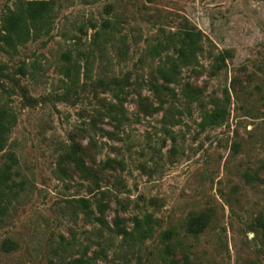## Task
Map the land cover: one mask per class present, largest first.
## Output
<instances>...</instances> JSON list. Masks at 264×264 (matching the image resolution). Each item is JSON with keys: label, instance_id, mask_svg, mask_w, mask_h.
<instances>
[{"label": "rangeland", "instance_id": "obj_1", "mask_svg": "<svg viewBox=\"0 0 264 264\" xmlns=\"http://www.w3.org/2000/svg\"><path fill=\"white\" fill-rule=\"evenodd\" d=\"M27 1L0 0V106L15 116L0 171L17 184L0 264H264V0H51L48 32L12 49L1 21ZM190 28L192 62L154 92ZM73 143L93 181L63 159Z\"/></svg>", "mask_w": 264, "mask_h": 264}, {"label": "trees", "instance_id": "obj_2", "mask_svg": "<svg viewBox=\"0 0 264 264\" xmlns=\"http://www.w3.org/2000/svg\"><path fill=\"white\" fill-rule=\"evenodd\" d=\"M53 10V4L51 0H29L25 6H22L19 10L9 9L3 16L1 21V29L4 32V38L6 44L12 49H15L18 44H24L30 39L37 37L42 32H48L51 23V12ZM179 39L176 51L178 58L175 61L170 62V65L158 69L159 78L161 83L151 81V87L156 93L163 91H172L170 87L171 83L177 81V73L179 69L178 61L181 63L192 62L197 50L199 49V42L201 40V31L193 28L184 29L179 33ZM154 51L161 55L159 46L154 48ZM100 85L109 87V83L100 81ZM121 92V90H120ZM223 110L220 106L216 105L213 110L207 111L204 115V122L208 125H219L223 121ZM15 123V116L7 109L0 106V151L5 150L7 147L9 137L12 128ZM63 159L68 160L73 164L74 168L85 179L92 180L96 177L93 169L88 165L87 160L81 152V146L73 143L70 148L65 152ZM12 173L0 171V217L5 211L3 206V199L9 196L16 183H11ZM16 194L17 192H12ZM83 207L88 210V213H92L89 205V200L82 198L80 200ZM106 204L104 202L98 203V210L100 215L96 220L104 227L110 229L107 218L105 217ZM149 220V217H146ZM149 223V221L145 222ZM196 224L199 229L203 227L204 221L202 219H196ZM261 229L264 236V221L261 223ZM112 231L117 232L119 235H128L129 232L124 229L119 223H116V229ZM151 229L142 227L141 223L136 225V234L138 238H143L146 234L150 233ZM198 231V228H197ZM83 259L74 260L71 263L66 264H82ZM87 263V261H86Z\"/></svg>", "mask_w": 264, "mask_h": 264}]
</instances>
